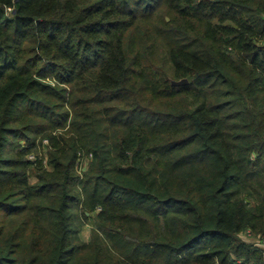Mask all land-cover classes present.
I'll return each instance as SVG.
<instances>
[{
    "label": "trees",
    "instance_id": "16d2710c",
    "mask_svg": "<svg viewBox=\"0 0 264 264\" xmlns=\"http://www.w3.org/2000/svg\"><path fill=\"white\" fill-rule=\"evenodd\" d=\"M0 264H264V0H0Z\"/></svg>",
    "mask_w": 264,
    "mask_h": 264
},
{
    "label": "rangeland",
    "instance_id": "374dc122",
    "mask_svg": "<svg viewBox=\"0 0 264 264\" xmlns=\"http://www.w3.org/2000/svg\"><path fill=\"white\" fill-rule=\"evenodd\" d=\"M88 237H89V227L86 226V227L83 229L82 233H81V238L84 239V240H87Z\"/></svg>",
    "mask_w": 264,
    "mask_h": 264
},
{
    "label": "water",
    "instance_id": "95a60500",
    "mask_svg": "<svg viewBox=\"0 0 264 264\" xmlns=\"http://www.w3.org/2000/svg\"><path fill=\"white\" fill-rule=\"evenodd\" d=\"M185 83H186V81L183 80V81L176 82L175 85H183V84H185Z\"/></svg>",
    "mask_w": 264,
    "mask_h": 264
},
{
    "label": "built area",
    "instance_id": "2783aa9c",
    "mask_svg": "<svg viewBox=\"0 0 264 264\" xmlns=\"http://www.w3.org/2000/svg\"><path fill=\"white\" fill-rule=\"evenodd\" d=\"M30 158H32V157H30Z\"/></svg>",
    "mask_w": 264,
    "mask_h": 264
}]
</instances>
